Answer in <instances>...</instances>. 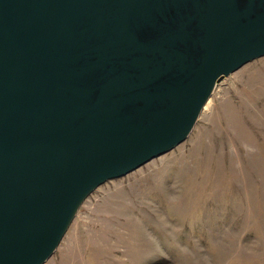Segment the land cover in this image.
Segmentation results:
<instances>
[{
  "label": "water",
  "instance_id": "1",
  "mask_svg": "<svg viewBox=\"0 0 264 264\" xmlns=\"http://www.w3.org/2000/svg\"><path fill=\"white\" fill-rule=\"evenodd\" d=\"M261 56L264 0H0V264H43L89 193Z\"/></svg>",
  "mask_w": 264,
  "mask_h": 264
},
{
  "label": "rangeland",
  "instance_id": "2",
  "mask_svg": "<svg viewBox=\"0 0 264 264\" xmlns=\"http://www.w3.org/2000/svg\"><path fill=\"white\" fill-rule=\"evenodd\" d=\"M43 264H264V56L181 143L89 193Z\"/></svg>",
  "mask_w": 264,
  "mask_h": 264
},
{
  "label": "bare ground",
  "instance_id": "3",
  "mask_svg": "<svg viewBox=\"0 0 264 264\" xmlns=\"http://www.w3.org/2000/svg\"><path fill=\"white\" fill-rule=\"evenodd\" d=\"M208 100H209V99H208ZM208 100H207V101H208ZM207 101H206V102H207ZM205 104H206V103H205ZM205 104H204V106H205Z\"/></svg>",
  "mask_w": 264,
  "mask_h": 264
}]
</instances>
